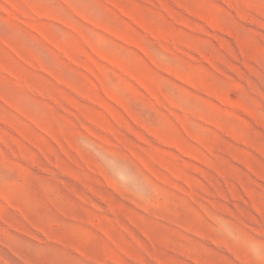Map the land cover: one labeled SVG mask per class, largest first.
Listing matches in <instances>:
<instances>
[{"label": "rangeland", "instance_id": "1", "mask_svg": "<svg viewBox=\"0 0 264 264\" xmlns=\"http://www.w3.org/2000/svg\"><path fill=\"white\" fill-rule=\"evenodd\" d=\"M0 264H264V0H0Z\"/></svg>", "mask_w": 264, "mask_h": 264}]
</instances>
